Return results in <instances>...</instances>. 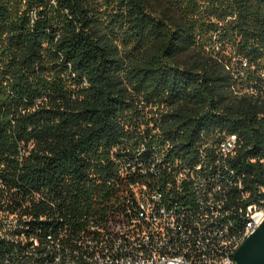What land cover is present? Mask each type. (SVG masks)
Listing matches in <instances>:
<instances>
[{"label":"trees","instance_id":"16d2710c","mask_svg":"<svg viewBox=\"0 0 264 264\" xmlns=\"http://www.w3.org/2000/svg\"><path fill=\"white\" fill-rule=\"evenodd\" d=\"M211 131L239 136L229 164L263 184L264 0H0V211L41 257L132 181L125 148L188 163Z\"/></svg>","mask_w":264,"mask_h":264},{"label":"built area","instance_id":"2783aa9c","mask_svg":"<svg viewBox=\"0 0 264 264\" xmlns=\"http://www.w3.org/2000/svg\"><path fill=\"white\" fill-rule=\"evenodd\" d=\"M219 132H204L202 140H208L199 147V151H205L208 158V168L218 166V150H231L235 153L239 147V136L236 133L230 134V141H219ZM146 149L145 144H141ZM168 145L162 152V158L133 160V152L125 148L124 156L132 161L133 174L126 188L118 193V197L110 202L105 209L104 217L98 222L90 220L84 231H90V237H95V228L100 223H108L109 230H118V226H130L131 234H121L128 237V244L125 246H116L114 242L109 241L108 233L106 234V243L104 249L98 250V257L94 263H84V256L81 253H72L71 264H199L195 260L188 262H177V255H182L180 249L172 245L173 230H180L181 225L190 226L188 235L197 233L205 234V241L202 248L195 249L197 255H202V249H210L213 255L216 252H224L222 264L226 263L227 258L234 254L236 248L213 249L210 247V238L215 232L206 228V225H198V202H206V194L216 195V184L209 181V184H201V180L196 176L198 165H188L180 159H165V151H169ZM251 163L254 159H249ZM264 160L262 159V163ZM226 165L230 166L229 161ZM231 167V166H230ZM113 170L118 174L117 165ZM184 174H194V184L184 183ZM163 178L165 182L160 185L144 182L143 177ZM223 191H226V202H230L232 193L229 186L223 184ZM255 188L246 190V201L244 208L241 210L245 216H253V223L246 224V230H243L241 243L251 235L264 221L262 209H254L253 195ZM183 195H190V202H183ZM168 201H177V208H168ZM151 206H158V216L160 221H164V229H157V224H151ZM219 213H223V207L217 205ZM171 218L180 219V229H167V221ZM13 216L1 212L0 235L8 237V230L14 229ZM133 230L145 231L144 240H135L132 238ZM229 236V235H226ZM11 240V250L15 253L13 258L3 259V264H59V253L61 252L60 244L52 245L50 250L49 261H42L37 252L39 245L35 243L34 238H28L26 244ZM146 241H155V245L162 246V253L156 255L154 261L139 260L132 253L131 257H124V250L130 249L132 243H140L141 247L146 248ZM238 243V244H241ZM90 251V250H89ZM204 257V256H202Z\"/></svg>","mask_w":264,"mask_h":264},{"label":"bare ground","instance_id":"6f19581e","mask_svg":"<svg viewBox=\"0 0 264 264\" xmlns=\"http://www.w3.org/2000/svg\"><path fill=\"white\" fill-rule=\"evenodd\" d=\"M203 134L204 132L200 133L201 137ZM218 140L230 141V134L218 133ZM240 143L239 138V144ZM141 144L128 148L135 152L133 153V160L151 159L153 157L162 158V152L165 146L156 145L155 143L143 149ZM168 152L169 151H165V159H180L168 157ZM234 154L235 153H232L231 150H218V166H214V168H208V158L205 156V151H198L197 156H195L196 159L194 160L192 158L194 161L186 163L188 165L199 164L201 166L196 168V176L200 178L201 184H209V181L216 184V195L219 196L215 197L213 194H206V202H198V210L200 211L198 225H206L208 230L215 232L214 236L210 238V247H213V249L236 248L237 250L241 245L238 243L242 241L243 230H246V224L253 223V216H245L244 218V214L241 211L246 201V189L242 181L243 175L238 174L234 168L226 165V161L234 160ZM113 162V166L117 165L118 167V174H116L118 179L129 178L130 174H133L132 161L127 158V156H124L123 159L114 160ZM260 163H262V160H260ZM184 183L194 184V174H184ZM223 184L228 185L232 192L230 194V202H226V191H223ZM183 202H190V195H183ZM253 203L254 209H262V216L264 218V183L255 187ZM217 205L223 207V213H219ZM168 208H177V201H168ZM1 212L3 211H0V224ZM4 213L10 214L8 212ZM10 215L13 216L14 222H18L19 224L14 225V229L8 230V237H6V235H0V243L11 247L10 239H14V241L19 242V244H26L28 238L23 232V224L20 223L15 214ZM151 224H157V229H164V221H160V216H158V206H151ZM167 229H180V219H168ZM107 233L109 241L114 242L116 246H125V244H128V237H124L121 234H131V227L118 226V230L108 231V223H100V225L95 228V237H90V234H88L86 236L75 237L67 247L62 248V245H60L61 252L59 253V264H71L72 253L81 252L82 256H84V263H94V260L98 257V250L104 249ZM188 233H190V226L188 225H181V232L180 230H173L172 245L174 248L180 249V253H183L182 255H177V262L195 260V263L199 264H222L224 252H216V255H213V251L210 249H202V255H197V253H195V249L202 248L205 241L204 233H197L195 235H188ZM132 238L135 240H144L145 231L133 230ZM36 239L34 238L35 243L39 245ZM57 244L59 243L56 242L55 245ZM146 248L148 249L141 247L140 243H132L130 249L124 250V257H131L132 253H134L135 257L139 258V260L154 261L156 255L162 253V246L155 245V241H146ZM44 257H41L42 261H49L50 254L46 257L48 260ZM224 264H235L233 254L231 257L227 258Z\"/></svg>","mask_w":264,"mask_h":264},{"label":"water","instance_id":"95a60500","mask_svg":"<svg viewBox=\"0 0 264 264\" xmlns=\"http://www.w3.org/2000/svg\"><path fill=\"white\" fill-rule=\"evenodd\" d=\"M235 264H264V221L233 254Z\"/></svg>","mask_w":264,"mask_h":264},{"label":"rangeland","instance_id":"374dc122","mask_svg":"<svg viewBox=\"0 0 264 264\" xmlns=\"http://www.w3.org/2000/svg\"><path fill=\"white\" fill-rule=\"evenodd\" d=\"M145 113L151 114V112H150V111H145ZM149 116H150V115H149Z\"/></svg>","mask_w":264,"mask_h":264}]
</instances>
